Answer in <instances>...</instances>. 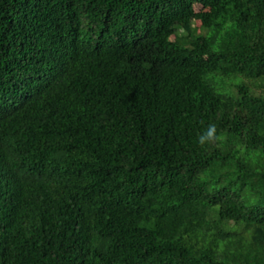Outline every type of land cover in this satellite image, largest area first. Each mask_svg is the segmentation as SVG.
Segmentation results:
<instances>
[{"label":"trees","instance_id":"1","mask_svg":"<svg viewBox=\"0 0 264 264\" xmlns=\"http://www.w3.org/2000/svg\"><path fill=\"white\" fill-rule=\"evenodd\" d=\"M263 82L264 0H0V264H264Z\"/></svg>","mask_w":264,"mask_h":264},{"label":"rangeland","instance_id":"2","mask_svg":"<svg viewBox=\"0 0 264 264\" xmlns=\"http://www.w3.org/2000/svg\"><path fill=\"white\" fill-rule=\"evenodd\" d=\"M194 10L195 12H199L201 11V7L198 6V5H195L194 6ZM248 82V81H246ZM253 90L257 93V94H261V95H264V82L261 84V83H257ZM222 230L226 231V232H233L236 230L235 226L233 225L232 222H227V223H224L222 225Z\"/></svg>","mask_w":264,"mask_h":264},{"label":"clouds","instance_id":"3","mask_svg":"<svg viewBox=\"0 0 264 264\" xmlns=\"http://www.w3.org/2000/svg\"><path fill=\"white\" fill-rule=\"evenodd\" d=\"M212 132H213V129H210L209 132H208V136L210 137L212 135ZM203 139V137H202Z\"/></svg>","mask_w":264,"mask_h":264}]
</instances>
